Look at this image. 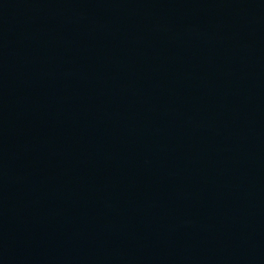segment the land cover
Here are the masks:
<instances>
[{"label": "water", "instance_id": "95a60500", "mask_svg": "<svg viewBox=\"0 0 264 264\" xmlns=\"http://www.w3.org/2000/svg\"><path fill=\"white\" fill-rule=\"evenodd\" d=\"M0 264H264V0H0Z\"/></svg>", "mask_w": 264, "mask_h": 264}]
</instances>
